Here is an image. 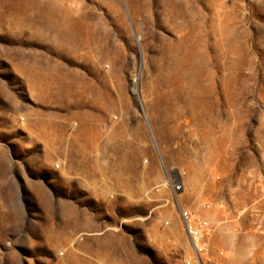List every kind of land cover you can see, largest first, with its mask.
<instances>
[{
	"label": "rangeland",
	"instance_id": "374dc122",
	"mask_svg": "<svg viewBox=\"0 0 264 264\" xmlns=\"http://www.w3.org/2000/svg\"><path fill=\"white\" fill-rule=\"evenodd\" d=\"M171 170L264 264V0H0V264H182Z\"/></svg>",
	"mask_w": 264,
	"mask_h": 264
},
{
	"label": "built area",
	"instance_id": "2783aa9c",
	"mask_svg": "<svg viewBox=\"0 0 264 264\" xmlns=\"http://www.w3.org/2000/svg\"><path fill=\"white\" fill-rule=\"evenodd\" d=\"M185 172L181 170L166 171L161 185L164 188L174 207L177 220L184 237V255L182 264H222L224 252L214 246L216 227L211 217L192 211L185 207L180 198L185 192ZM159 191V188H155ZM206 213L223 210L221 201H209L201 205ZM163 225H170L169 219L162 221Z\"/></svg>",
	"mask_w": 264,
	"mask_h": 264
},
{
	"label": "crops",
	"instance_id": "0c3cea01",
	"mask_svg": "<svg viewBox=\"0 0 264 264\" xmlns=\"http://www.w3.org/2000/svg\"><path fill=\"white\" fill-rule=\"evenodd\" d=\"M208 214L210 215L209 217H211V214H212V213H208ZM205 216H206V215H205ZM206 217H207V216H206Z\"/></svg>",
	"mask_w": 264,
	"mask_h": 264
}]
</instances>
